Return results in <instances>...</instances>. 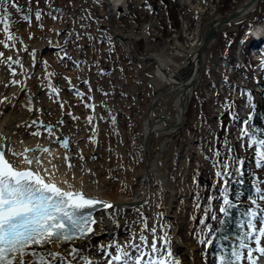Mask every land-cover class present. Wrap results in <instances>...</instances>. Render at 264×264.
Listing matches in <instances>:
<instances>
[{
  "label": "bare ground",
  "instance_id": "6f19581e",
  "mask_svg": "<svg viewBox=\"0 0 264 264\" xmlns=\"http://www.w3.org/2000/svg\"><path fill=\"white\" fill-rule=\"evenodd\" d=\"M104 1H106L107 6L106 10L103 9V16L109 24L108 30L102 34L104 42L95 43L96 51L91 50L92 52H89L83 59L85 64L81 63V69L77 71L79 76H81V71L86 73V70L89 69L92 78L88 82L91 87L94 86L98 72V66L94 63L97 62L102 50L110 46L116 59L127 56L132 68L121 65L123 63H120L119 68H121L120 70L131 68L134 77L137 76L139 67L140 70L145 67L146 60L153 62V73H150L151 80L147 82V85L152 87L151 92H148L147 88L144 87V97L140 101L138 92H136L138 91V85L136 86L139 82L138 79L132 80L133 82L127 81V85L131 83L135 85L133 88L127 89L128 93L124 94L123 98L120 94L123 93L124 83H118L116 89L109 93L98 91L95 85L93 91L90 92L92 97L89 100L92 102L89 101V103L88 99L80 94L83 92V88L76 89L59 85L60 82L66 84L69 81L65 79L66 77L70 78V83L68 82L67 86L78 80V77L74 78L76 69L71 65L75 59L72 61L71 59L64 60L57 64L56 60L59 58L60 61L66 51L65 44H62L61 48V46L58 47L55 39H52V42L43 43L42 40L35 37L28 44L25 42V46L21 44L20 53L16 54L14 50L5 49V57L12 56L14 60L19 59L21 62L20 64L9 62L11 68L15 69L14 76L10 75L11 69L9 67L0 63V99L7 96L10 101V103L0 105V144L11 146L12 149L20 152L24 151L25 148H35L37 145L42 148L48 145L50 154L36 151L29 152L27 155L34 158L39 157L43 167L50 170L51 166L55 165L57 171L54 179L61 187H66L62 183L63 181H69L85 193L109 201L115 206L107 211L99 208L95 211V219L98 222L102 219V223L93 226L97 235L90 242L98 245L118 241L123 245L129 240V229L132 228L128 222L139 218L136 209H139L143 216L147 217L149 228L153 225L157 226V234L161 236L170 226L178 229L179 227L182 228L185 223V212L193 202L191 199L190 163L193 156L191 150L195 149L194 136L185 129V124L188 104L201 75L197 77L198 80L194 88L189 89L190 86H188L185 91L184 86L187 83H192L197 76V68L202 63L203 67L207 58L206 49L213 44L216 37L203 49L201 62L198 65L196 53L203 41V39L200 40L198 34L197 36L194 35L195 33L191 34L193 36L185 35L187 37L186 44L178 41L176 36L168 38L169 46L159 50L158 47H153L150 43L151 39L153 40L151 23L145 25L138 23L136 26H132L130 30H121L122 32H120L116 27L117 25L112 22L113 17L116 18L125 14V10L128 9V0ZM248 1L243 0L237 6H243ZM259 1L251 3L245 9L244 16L232 19L222 26V29L219 28V30L221 29L220 32L225 29V26L234 25L238 20L246 17L254 10ZM98 5L100 4L98 3ZM156 5H161V3L152 2L148 11L152 12L156 9ZM200 13L202 14V11ZM218 21L219 18H212L205 22L203 32L207 33L208 23L216 24ZM97 23L100 22L97 21ZM35 32L40 33L42 31L37 30ZM247 32H250L256 39L264 38V22L248 28ZM99 33L102 32L99 31ZM134 35L137 38L142 36L147 39L145 46L150 48L148 55H141L139 52L141 56L136 55L137 50L133 44L136 38ZM51 38H56V35L54 34ZM33 40H38L36 47L29 46V43L30 45L34 43ZM67 43L70 46L71 41H67ZM244 44L245 40L241 39V45L237 47L235 54L238 58L237 63L232 57L229 58L224 53L218 56L216 62L214 61V80H211L213 81L211 84L215 87L214 90L219 92L218 100L212 104L222 105L229 90L234 93L237 102L246 101L247 90L254 93L256 103L261 101L259 86L262 82L260 74L262 68L259 66L258 57H255L256 61L252 65H249L242 54L241 59L239 58V52H242ZM29 49L32 50L29 51ZM258 52V49H253V52L247 57L257 56ZM181 58L184 59L179 61ZM74 62L79 67L78 61ZM66 66L70 71L62 70L64 73L61 75L53 74L49 77L51 80L47 78L48 73L54 71V67L64 69ZM225 67L226 70L232 71V74H237L235 72L237 68L241 71L248 70V68L255 69V80L251 83L253 87L243 83L247 81L243 75L239 77L240 82L238 81L236 86L228 87L227 81H225L226 75L222 73ZM49 70L53 71L49 72ZM235 76L237 78V75ZM12 79L21 81V84L11 85ZM54 82H58L59 85L56 94H53L49 87ZM5 84H9V86L5 87ZM100 92L107 98L118 101V104L115 106L96 101ZM207 92L209 94V90ZM241 93H243L244 98L241 97ZM210 95L207 96L208 99L213 97V94ZM61 104H63V108H61ZM82 104H87V106L89 104L93 107L85 106L84 109H81ZM130 104L137 110V113L132 116L127 115ZM250 104L252 103L250 102ZM219 114L220 112L216 116ZM87 115L92 117L91 123H89L88 118H84ZM34 120L41 121L45 125H53V134L49 135L41 124L32 125ZM60 121L63 123H59ZM25 125H32V127ZM37 129L41 132L40 136L30 135ZM65 135L69 136L68 149L55 142L57 138L62 140ZM179 139H181V143L187 141L188 146H181V143L179 145ZM78 154H82L83 159H80ZM65 155L70 158L69 161H65ZM6 158L8 157L6 156ZM68 163H71L73 167L69 168ZM20 166L27 167L22 159ZM110 213L115 215L118 226L113 225V215ZM161 213L162 216L159 215ZM139 228L140 225H135L137 232ZM173 237L174 239L169 243L168 248L181 257L182 264H199L192 254L190 246L177 235L173 234ZM151 238L149 235V241ZM85 254L96 260L97 264H103V257L98 252H86Z\"/></svg>",
  "mask_w": 264,
  "mask_h": 264
},
{
  "label": "rangeland",
  "instance_id": "374dc122",
  "mask_svg": "<svg viewBox=\"0 0 264 264\" xmlns=\"http://www.w3.org/2000/svg\"><path fill=\"white\" fill-rule=\"evenodd\" d=\"M152 1L156 2V4L160 2L161 6L154 10L156 16L154 21L156 20V23L154 24L153 40L151 39L150 43L153 47H158V49L161 50L165 46H169L167 39L174 36H177L178 41H181L182 44H186L185 40L188 34L193 36L191 34L195 33L194 35L197 36L198 34L200 40L203 39V28L205 22L212 18H219V20L224 19L231 11L237 8V5H239L243 0H128V9L126 10L125 14L116 18L113 17L112 22L117 25L116 27L120 30V32H122L121 30H130L132 26H136L138 23L141 25L149 24L151 22V14L147 7L150 6ZM98 3L100 5H98ZM14 4L19 6L20 12H17L16 7L13 6ZM103 9L106 10V2L104 0H8L7 4L0 8V15H4L5 12L9 14L6 21L8 25L7 33L4 31V23L0 22V41H4L6 43L10 42V47L8 49L14 50V53L17 54L21 51L19 49L21 44L25 46L26 43L28 44V42H30L35 37L38 38V40H42L43 43L47 41L52 42V39H55L54 41H57L56 43L58 44V47L61 46L62 48V44H65L64 47L66 50L63 53L62 59L60 58V61L59 58L56 60L57 64L64 60L71 59L72 61L75 59L74 61H78L79 65L78 67L74 61L71 62L73 68L76 69L74 78L78 77V80L75 81V83H72L70 86H67L69 81H67L66 84H61L60 82L59 85H62L63 87H73L76 89L79 87L81 89L83 88V92H80V94H82L84 98L86 97L89 102L91 101L89 98L92 97L90 92L93 91L92 89L95 85L97 86L98 91L101 90L103 93H109L116 89V85H118V83H124L123 86L126 89L123 88V93L120 94L123 98V95L128 93L127 89H129V87L133 88L135 85L133 83L127 85V81L131 82L132 80L138 79L139 82L136 84V86L138 85V91L136 92H138V96L141 101V98L144 97V87L147 88L148 92L152 88L147 85V82L151 80L150 73H153V62L151 63L150 60L145 61V67L141 68V70L139 67L137 70L138 73L136 74L137 76L134 77L131 69L132 66L131 63L128 62L129 59L127 56H121L116 59L112 48L108 46L107 49L102 50V53L100 52L101 54L99 55L97 62L94 63L98 66L97 80L95 81L94 86L91 87L89 85L90 83L88 82L89 79L92 78V75L89 74V69L86 70V73L81 71V76H79V72H77L81 69V63L85 64L83 59L86 58L89 52L96 51L94 48L95 43L99 44L98 41H103L102 34L104 31L108 30L109 24L106 22V19L103 16ZM200 10L202 11V14L200 13ZM37 11H39L41 14V18L39 20H37L35 16ZM23 15L30 16V20H24ZM53 17H55V19H53ZM62 20L65 21V24H63L64 21ZM97 21L100 23L98 24ZM261 22H264V0H260L254 10L246 17L239 20L234 25L225 26V29L221 32L220 30L222 28L219 30L215 36L216 38L214 39L213 44L206 49L207 58L202 67L203 69L200 74L201 77L188 104L185 129L192 133L195 143V149L191 150V154L193 156L191 157L190 163V174L192 179L191 199L193 202H191L190 208H188V210L185 212V223L182 228L179 227L176 229L170 226L165 232L167 233L169 243H171L174 239V231L177 230V237L190 246L192 249V254L196 257L199 264H207L204 253L206 246L200 243V241L204 239L205 233L198 231L197 228L194 227L193 219L201 212H204L203 208H197V204L201 206V192L204 190L200 185L204 184L207 186V183L198 184L196 176L199 174L207 176L209 178L208 180H210L213 185L218 184L221 191H224L222 181H220V178L216 176V172L222 171L223 166L221 167L220 160L212 151V149L214 144H218L220 138L219 134L222 130V127L224 126L221 137L222 141L220 139V146L222 147L223 144L224 146L227 145L226 150H228L231 146L233 157H228V164L230 165L229 170L234 173L235 176H237L236 164L234 162L235 159L239 158L247 163L250 157H246L244 153L243 146L245 139L242 140L240 138L243 124L239 122L240 119L234 120L232 117H239L241 115L249 116V114L254 111V109L252 112L251 109L249 111V108L239 110V106L249 105V103L246 102L244 104V101H234L233 98L235 95L231 92V90L228 91L227 96L223 99L222 105L212 104L214 101L218 100L217 95L219 92L218 90H214L215 87L211 84L213 82L211 80H214L213 73L215 72L213 63L214 61L216 62L218 56L223 53L227 57L229 56V58L232 57L237 63L236 60L238 58L235 56V54L237 50V44L239 42L238 39L241 37V39L245 40V37L243 36L247 34L243 33L247 30V28H250ZM169 24L172 25L171 28L169 27ZM41 25L43 27H41ZM37 30H41L42 32L36 33L35 31ZM99 31L102 33L100 34ZM9 33L13 37L11 41L8 40ZM54 34L56 35V38H51L54 36ZM135 37L136 36L134 35V38ZM136 38L135 40L133 39V44L137 50V53L139 52L141 55H148L150 48L145 46L147 39L143 37H139V39ZM38 40H33L34 43L32 45L29 43V46L36 47ZM67 41H71V48ZM240 44L241 43H239V46ZM11 45H15V47L12 48ZM5 49L7 48H4L3 44H0V52L4 53ZM30 50L32 49H29V51ZM99 50L101 51V49H98V51ZM242 51V53L239 52L240 59L241 54L243 56L245 53V48ZM65 53L67 54L66 56ZM139 53L138 55L141 56ZM183 59L184 58H181L179 61ZM133 60H135L134 57ZM120 63H123L121 65L127 67L130 66L131 68H122L123 70H120ZM249 65H252V63H249ZM53 70H49V72L53 71L52 73L55 75H61L64 73L62 70L70 71L67 66L64 67V69L54 67ZM255 71L256 70L253 68H248V70L244 71H241L237 68L235 70L237 74L233 73L229 74V76H225V78H227L225 81H227L228 87L233 88L236 86V84H238L239 77L243 75L247 78V81L243 83H247L249 86L253 87L251 83L255 80ZM228 72L229 71L227 70V73ZM235 75H237V78ZM58 76L56 77L57 81L59 80ZM49 77L50 76H47V78ZM49 79L51 80V78ZM51 85H53L52 87H59L58 82H54ZM207 90H209V94ZM249 92H251L253 97L252 103L256 106L257 103L255 95L252 91L247 90V93ZM103 93H99L100 95L96 101H102L115 106L118 104V101L107 98ZM210 94H213V97L208 99L207 96ZM241 97L244 98L243 93H241ZM146 99L149 98L146 97ZM260 102H263V100L258 101V104ZM81 106V109H84L85 106L88 107L87 104H82ZM223 110L225 111L224 114L222 113V116H216V114ZM134 113H137V110L132 104H130L127 115L132 116ZM84 118L87 119L89 117L87 115ZM87 130L89 131V129ZM215 136L216 139H214ZM178 143L180 145L181 139L178 140ZM181 146L187 147V141H183ZM44 147L48 148L49 146L47 145ZM211 151L213 155L211 154ZM249 167H252L251 163L249 164ZM211 202L215 211L218 212V208L221 203L220 196L213 198ZM171 252L173 253L174 258L181 261V257L178 254H175L173 251ZM263 260L264 256L259 254L258 263H261Z\"/></svg>",
  "mask_w": 264,
  "mask_h": 264
},
{
  "label": "snow or ice",
  "instance_id": "6c2138e0",
  "mask_svg": "<svg viewBox=\"0 0 264 264\" xmlns=\"http://www.w3.org/2000/svg\"><path fill=\"white\" fill-rule=\"evenodd\" d=\"M5 4L7 0H0V7ZM13 6L16 7L17 12H20L18 5ZM8 15L7 12L0 15V22L4 23L6 33L8 32L6 23ZM35 16L39 20L40 12L37 11ZM23 19L30 20V16L23 15ZM12 39L9 33L8 40ZM0 44H3L4 48L10 47L4 41H0ZM11 46L15 47V45ZM261 55L259 66L264 68V51ZM9 62L21 63L19 59L14 60L12 56L5 57L4 53L0 52V63L9 67L10 75L14 76L15 69L11 68ZM21 67H23L22 64ZM48 75L51 76L53 73ZM65 79H68L70 83V78ZM10 84H21V81L12 79ZM4 86L8 87L9 84ZM49 87L53 94L58 92L57 88L51 85ZM247 98L252 101L251 92L248 93ZM7 103H10L7 96L0 99V105ZM60 106L63 108V104ZM252 107L255 109V105ZM29 110H32L30 106ZM254 114L253 111L243 120L240 138L247 139V147L255 149L256 167L264 168V129H258L253 123ZM232 118L238 119L236 116ZM88 119L91 123L92 117ZM36 124H41L49 135L53 134V125L32 121V125ZM32 125L25 126L32 127ZM17 127L20 126L17 125ZM30 135L38 137L41 132L37 129ZM55 142L62 144L65 149L69 148L68 139L57 138ZM36 151L49 153L47 147L41 148L39 145L35 148H25L20 152L15 151L11 146L0 144V264H97L96 260L85 254L86 252H98L103 257V264H181V261L174 258L168 248L167 233L158 235L156 225L149 228L147 217L143 216L139 209H136L139 218L128 222L132 228L129 229V240L123 245L118 241L98 245L91 243L90 241L97 235L93 226L102 223V219L99 222L95 219V211L98 208L107 211L115 206L109 201L85 193L69 181H63L66 187H61L54 179L57 171L55 165H52L50 170L43 167L39 157L27 155L29 152ZM78 155L80 159H83L82 154ZM216 155L219 156V152ZM21 159L27 167L20 166ZM64 159L70 160L67 155ZM234 162L236 175L239 177L237 182L243 183L244 161L236 158ZM67 166L73 167L71 163ZM229 168L230 165L225 163L223 170L216 172L224 189L220 193L219 215L213 213L209 217L208 210H204L200 224L207 229L208 235L200 243L211 247L217 240L222 241L212 254L213 264H245V262L258 264V257L254 254L259 253L264 256V246L261 243L264 239V190L253 185L256 197L253 198L249 193V204L236 221L234 236L221 233L219 228H213L207 222L210 218L227 224L229 221L226 218L231 217L234 210L239 207L227 194L229 181L233 178ZM212 199L209 197L210 202ZM200 207L197 204V208ZM110 215L113 214L110 213ZM159 215L162 216V213ZM257 224L260 226L257 227ZM113 225L118 226L115 215H113ZM135 225H140L138 232L135 230ZM149 235L152 237L151 241H149ZM53 245L55 247H52Z\"/></svg>",
  "mask_w": 264,
  "mask_h": 264
},
{
  "label": "trees",
  "instance_id": "16d2710c",
  "mask_svg": "<svg viewBox=\"0 0 264 264\" xmlns=\"http://www.w3.org/2000/svg\"><path fill=\"white\" fill-rule=\"evenodd\" d=\"M8 1V0H7ZM1 8V7H0ZM263 77V84H262V97L264 100V72L262 74ZM258 112L261 114V116L258 118L257 116H254V120L253 123L257 126L258 129H264V105L258 107ZM261 118V120H260ZM224 127V126H223ZM223 127L222 130L220 131L219 137H222V133H223ZM252 127V125H251ZM247 145H248V140H247ZM226 146H218V148L216 149V152H219V160L221 165H224L225 163H229L228 161V157H233V151L231 146L229 147L228 150H226ZM231 150V151H230ZM255 151V149H254ZM239 177H233L230 181L231 184H229L230 186L228 187V195L230 197V199H232L236 204L239 205V207L237 209L234 210L233 214L231 217L226 218L228 219V223L227 224H223L220 223L219 225L217 224V221H213L209 218V220L207 221L210 225H212L213 228H219L220 232L223 234H228V235H235L236 232V221L240 218V213H242L245 209V207L247 205H243L242 201H248V195L249 193L252 194L253 198L256 197V193L255 190L253 188V185H257L259 186V181L258 178L255 175V171H249L247 169V167L245 166L243 168V176H242V180L243 183H238L237 179ZM197 180L199 183H212L210 180L204 178L202 175H199L197 177ZM221 193L220 189L218 186H214L213 190L211 192L208 191H203L202 193V200H201V207L205 210L207 209L209 211V217L216 212L214 211L212 202L209 201V199L207 197H211V196H216L219 195ZM204 216V215H203ZM203 216L201 217H197L194 220V225L196 226V228L201 231L204 230L203 226L200 224V220L203 218ZM207 231V229H205ZM208 235V233H207ZM221 240H217L216 243H214L211 247H208V264H213V252H215L219 246V244L221 243ZM254 246V245H253Z\"/></svg>",
  "mask_w": 264,
  "mask_h": 264
},
{
  "label": "water",
  "instance_id": "95a60500",
  "mask_svg": "<svg viewBox=\"0 0 264 264\" xmlns=\"http://www.w3.org/2000/svg\"><path fill=\"white\" fill-rule=\"evenodd\" d=\"M258 2L259 0H249L248 2H246L243 6H240L238 8H236L235 10L231 11L224 19L222 20H219L216 24L215 23H210L209 24V30L208 32L205 34L204 38H203V41H202V44L201 46L198 47L197 49V53H196V58H197V62H198V65H200V62H201V57H202V52H203V49L207 46V44L213 40L216 36V33L217 31L219 30V28H221L222 26H224L225 24H227L229 21H231L232 19H235V18H241L242 16L245 15V12H246V8L253 2ZM140 58V57H138ZM203 64V63H202ZM202 64L200 67L197 68V76L194 78V80L192 81V83L188 84L186 86H184V90L186 91L188 86L189 89L191 88H194V86L196 85L197 83V77L200 76L201 74V68H202ZM187 87V88H186ZM186 111V110H185ZM63 139H68L69 140V137L67 135H65ZM174 235L176 236L177 235V230H175L174 232Z\"/></svg>",
  "mask_w": 264,
  "mask_h": 264
},
{
  "label": "built area",
  "instance_id": "2783aa9c",
  "mask_svg": "<svg viewBox=\"0 0 264 264\" xmlns=\"http://www.w3.org/2000/svg\"><path fill=\"white\" fill-rule=\"evenodd\" d=\"M152 2H154V1H152ZM152 4V3H151ZM161 5H156L155 7H156V9L158 8V7H160ZM128 8V7H127ZM149 7H147V9H148ZM155 10V9H154ZM154 10L152 11V12H150V14H151V24H152V33H153V35H154V24L156 23V20L154 21V19H156V16H155V13H154ZM125 12H126V10H125ZM135 24V23H134ZM171 24H169V27L171 28ZM205 33V32H204ZM224 34V33H223ZM140 37H142V36H140ZM243 37H245L246 38V35L245 36H243ZM144 38V37H143ZM176 38H177V36H176ZM136 39H139V38H136ZM260 60L261 59H258V62H260ZM258 62H257V64H258ZM222 73H224L226 76H229V74H232V71H229L228 73H227V70H226V67H225V69L222 71Z\"/></svg>",
  "mask_w": 264,
  "mask_h": 264
}]
</instances>
